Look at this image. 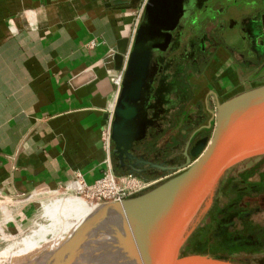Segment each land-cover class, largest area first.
<instances>
[{"label":"crops","instance_id":"obj_1","mask_svg":"<svg viewBox=\"0 0 264 264\" xmlns=\"http://www.w3.org/2000/svg\"><path fill=\"white\" fill-rule=\"evenodd\" d=\"M182 2L192 6V0ZM225 2L201 0L183 25L177 20L175 30L215 34L222 18L244 16ZM206 8L212 12L205 15ZM146 18L101 0H0V189L7 194L56 189L72 182L76 172L91 183L103 175L107 160L118 175L143 176L141 169L160 174L165 171L145 162L168 167L185 157V102L174 107L166 99L156 101L147 84L139 113L125 121L127 129L115 114L109 148L103 140L105 110L116 93L112 77L120 71L107 57L125 38L130 50ZM219 56L218 63H224L222 51ZM147 61L142 66L138 60L133 70L150 71L153 60ZM204 81L193 82L189 112L198 105ZM204 146L190 152L192 160Z\"/></svg>","mask_w":264,"mask_h":264},{"label":"water","instance_id":"obj_2","mask_svg":"<svg viewBox=\"0 0 264 264\" xmlns=\"http://www.w3.org/2000/svg\"><path fill=\"white\" fill-rule=\"evenodd\" d=\"M101 1L107 7L135 10L141 0ZM228 2L231 9L248 8L253 14V29L257 32L264 29V0ZM165 6L163 0L148 1L146 13L151 32L164 26ZM128 42L127 38L119 41L107 57L115 60L116 70H121L124 62L126 64L127 77L115 112L122 119L120 127L139 113L147 80V71L133 70L134 64L144 58L146 51L138 52L136 43L128 50ZM147 59H143L144 66L148 64ZM228 90L224 87L225 99L217 104L210 139L193 160L186 148V162L171 178L135 197L96 206L47 258L42 256L36 264L43 261L46 264L54 259L58 261L77 244L87 228L108 215L114 216L118 223L117 242L100 253L104 259L101 264H240L208 254H183L195 228L193 222L198 215L200 218L226 173L249 159L264 156V81L256 82L251 88L240 86L230 92ZM145 163L164 171L169 169L164 165ZM141 171L145 177L153 174L149 169Z\"/></svg>","mask_w":264,"mask_h":264},{"label":"flooded vegetation","instance_id":"obj_3","mask_svg":"<svg viewBox=\"0 0 264 264\" xmlns=\"http://www.w3.org/2000/svg\"><path fill=\"white\" fill-rule=\"evenodd\" d=\"M163 1L166 3L164 26H162L155 32H151L150 20L148 19L145 10L143 13L147 17L146 24L137 40L139 41L140 36H143V34H147V38L149 39L150 43H152L153 41H157L158 43L152 45V47L154 48L152 52L154 54V51L159 53V51H162L163 49L165 50L166 46L168 44L170 45L174 39L178 40V37L181 39V36L179 34L181 32H184V47L192 40L195 39L196 41V61L190 62L183 61L179 58H173L170 61V68L168 67L166 69L168 72L164 73V67H159V65L161 64L153 58V54L151 55L149 54V52L146 53L142 51L144 52V58H149L150 56V58L153 60L150 65V71L146 72L149 76V79L146 78L147 80L145 84L149 86L151 91L153 90L152 98L156 101L164 99V96H166L167 103H172L174 107H177V104L185 102L184 107L189 116V130L187 138V141L189 143L188 151L189 153H192L194 150L202 148V146L207 143V140H209L211 136L213 127L212 118L214 113L216 112L217 104L218 102L223 101L226 96V92H223L224 87H227L229 89V92L240 86H247L251 88L256 82L264 78V29L258 32L254 30L252 27L253 14L250 13V10L248 8L238 7L237 9L233 10V12H238V16L241 14H244V16H239L237 20H234L232 18L234 21L222 18L217 22L218 24H220V26L216 25L218 29L217 32H214L215 34H211L212 32H209V30L207 29L204 31L199 29L198 32H194L195 34L193 35L187 30L178 31L176 29V32V30L171 29L168 32H164L163 28L169 25L170 22V16L168 12L171 6L169 4V1ZM225 4V6H227L226 8H228L231 3L228 2L227 4L225 2ZM209 12H212V10H208L206 8L204 14L207 15L209 14ZM173 32L175 33V35L173 34ZM199 38L200 40L204 38H207L208 40L207 46L203 49L200 47V40H198ZM221 51L223 52V56L225 55V57L224 63L219 64L217 60L220 57L219 53ZM159 55H161V53ZM181 55L182 54L179 53L178 56ZM152 69L154 73L153 75L151 72ZM214 69L216 71H214ZM209 74L211 75L210 78H208ZM162 76H168L167 80L165 81L167 82V91H164L163 93H161L160 88L163 85L160 79V77ZM201 78H205V81L203 82V94L201 98H199L198 105L195 104L197 105V107L195 106L194 110H191L189 112V104L191 103V96L193 94V88L191 89V87L194 81L199 79L201 80ZM175 85H177L178 87L177 90L174 89ZM147 86L145 85V87ZM210 124L211 127H209ZM183 151V153L185 154V150ZM185 162L186 156L181 157L178 163L168 165L169 169L167 171L157 174L156 176L163 174L172 175L175 172H179V167L185 164ZM230 185L231 182L224 176L216 187L210 200L206 203L204 211L200 215L199 219L204 217L205 214L213 212V210L219 203L221 194H225ZM247 190L248 189L245 187L231 189V191L241 193ZM251 190L256 189H254V186H252ZM198 228L199 227L196 226L193 229L190 238L195 237ZM190 238L188 239V241L190 240Z\"/></svg>","mask_w":264,"mask_h":264},{"label":"rangeland","instance_id":"obj_4","mask_svg":"<svg viewBox=\"0 0 264 264\" xmlns=\"http://www.w3.org/2000/svg\"><path fill=\"white\" fill-rule=\"evenodd\" d=\"M167 1L170 2L169 4L171 6L168 12L170 16L169 17L170 23L169 25L163 28L164 32L170 31L172 27L175 26V24L177 23V20L182 21L181 22L182 24L183 21H185L187 18L186 13L188 15L190 12H192L194 8L193 6L194 5L196 6L198 3L201 2V0H192V6H191V4L189 3H183L182 2L183 0H167ZM183 16L184 18H182ZM179 25L180 24H177L176 27H179ZM173 34L175 35L174 32ZM179 35L181 36V39L179 37L177 38L178 40L174 39L170 45L168 44L166 46L165 50L163 49L162 51H159V53L154 51V54H153L152 51L154 48L152 47V45H155L158 42L153 41L152 43H150L149 39L147 38V34L146 35L143 34V36H140L139 41L138 40L136 41V49L138 50V52L146 51V52H149V54L151 55L153 54V58L156 59L157 62L161 64L159 65V67H164L163 72L167 73L168 71L166 69L169 66H171L170 61L173 58H176V59L179 58V59H182L183 61H190V62L196 61L195 54L197 53V51H196V46H195L196 44L195 39L192 40L190 43H188L184 47L183 37H185V33L181 32ZM198 40H200V38ZM207 43H208L207 38L200 40V47L202 49L205 48L207 46ZM160 53L161 55H159ZM179 53L182 55L178 56ZM153 69L151 71L152 75L154 74ZM167 78L168 76L160 77L161 83L163 84L162 85L163 89L166 86L165 83L167 82L165 81L167 80ZM263 81H264V78L258 82H263ZM174 89L176 90L178 89L177 85H175ZM164 99H166V96H164ZM145 101H146V104H151V102L148 100V97L145 98ZM122 129L126 130L127 128L126 126H122ZM118 137H120V135H118ZM119 140H121L123 144H128V139L123 135L122 137L119 138ZM176 142L177 140L174 139V144ZM234 169L229 170L225 175V177L228 178L229 181L231 182V185H230L231 189H235L238 187H245L247 189H251L252 186H254V189L256 190L260 189L259 187L260 183H249V181L253 182L254 179L256 180L261 179V178L264 179V158H261L255 161L254 164H243V165H240L239 167L238 166L234 167ZM175 173H178V172H175ZM254 174H256V177H254ZM261 174L262 176H260ZM156 175L157 174L153 173L152 175H148V177H155ZM172 175H174V173ZM41 197H44L45 199L41 198L39 199V201H37L34 204V206H36L37 209L40 207L41 203L46 204L48 202V200L46 199V195H43ZM241 198L242 197L238 199L237 197H235V193H233L230 196H226L224 198V201H222L221 206L222 207L225 206L226 209H222V212H220L219 214V218L222 221L218 222L214 229L212 228L210 230L208 229V233H206V231L205 233H202L200 231L199 234H201V239H200L201 241L199 245H201V248H196L195 253L218 256L220 252L219 247L225 242L226 243L225 246H227V250L233 248L230 251L231 252L230 255L232 258L236 260L245 259L250 264H264V213H262L260 210L251 211V208L257 207L258 204L251 203V202L242 203ZM237 201L238 202L240 201V203H238ZM228 205L229 206L231 205V206L229 207ZM40 212L38 213L37 216H35L31 220L24 222V226L22 228L20 229L18 228L15 229V227L12 228V233L19 234L22 232L23 233L26 232L27 230H29L31 227L34 226L33 223H35L36 220H37V223L48 225L50 221L46 217H43L44 220L40 218V220L38 221V217L41 214L43 215L45 211L42 210ZM215 213H216V210H215ZM215 213L213 211L212 214L215 215ZM0 218H2L1 214H0ZM224 222L227 223L225 227H224ZM209 234H212L211 238L213 239L210 238L211 240L208 239L207 241L206 240L203 241L204 238H206L205 235L208 236ZM30 239H32V237ZM30 239H23L22 241H28ZM6 245L7 243L3 241L2 239H0V249L4 248ZM28 251H34V250L28 247ZM40 258L41 257H37L36 261L31 260L33 262H28L27 264H36Z\"/></svg>","mask_w":264,"mask_h":264},{"label":"bare ground","instance_id":"obj_5","mask_svg":"<svg viewBox=\"0 0 264 264\" xmlns=\"http://www.w3.org/2000/svg\"><path fill=\"white\" fill-rule=\"evenodd\" d=\"M95 207L94 203L77 196L57 198L44 213L45 217L50 220L48 225L40 224L38 227H31L28 231L19 234L6 230L10 217L0 221V239L7 243L4 248L0 249V264H27L33 262L31 260L36 261L37 257L47 258ZM2 208L5 209V206ZM117 228L118 223L114 216L108 215L101 218L87 228L77 244L61 255L58 261L54 259L48 263L101 264L104 259L101 258L100 253L112 248L117 242ZM23 239L30 240L22 241ZM28 247L34 251H28ZM42 263L44 264L45 261Z\"/></svg>","mask_w":264,"mask_h":264},{"label":"built area","instance_id":"obj_6","mask_svg":"<svg viewBox=\"0 0 264 264\" xmlns=\"http://www.w3.org/2000/svg\"><path fill=\"white\" fill-rule=\"evenodd\" d=\"M148 1L149 0L140 1L138 8L135 9L138 17L146 10ZM124 71L125 68L118 71L112 77V81L116 87V93L114 101L110 102L105 110L107 113V124L103 130V140L108 148L111 143V125L122 88ZM175 174L177 173H174V175ZM174 175H160L155 177L138 176L134 173L118 175L114 172L110 160H107V167L103 175L91 183L85 180L83 174L76 172L75 179L72 182L56 189L48 188L42 191L29 193L17 191L11 194H7L3 189H0V214L2 215L0 221L10 217L6 224V230L12 233V228H22L24 222L37 216L41 209L46 212V208L57 198L77 196L83 200L94 203L95 206L108 202H120L145 193ZM43 195H46L48 202L46 204L41 203L40 207L37 209L34 204L41 198L45 199L41 197ZM2 205L5 206V209L2 208ZM25 209L30 210L29 212L31 215H27ZM43 217H45V215L41 214L38 217V221L40 218L43 219ZM38 226H40V223H37L36 220L33 227Z\"/></svg>","mask_w":264,"mask_h":264},{"label":"trees","instance_id":"obj_7","mask_svg":"<svg viewBox=\"0 0 264 264\" xmlns=\"http://www.w3.org/2000/svg\"><path fill=\"white\" fill-rule=\"evenodd\" d=\"M261 158H264V156H260V157H255V158H252V159H249V160H247V161H245V162H243V163H241V164H239L238 165V167L240 166V165H243V164H254L255 163V161H257V160H259V159H261ZM237 167V166H236ZM234 169V168H233ZM236 169V168H235ZM234 169V170H235ZM260 176H262V174L260 175ZM254 177H256V174H254ZM249 183H260L259 184V187H260V189H258V190H251V189H248L247 191H245V192H243V193H241V192H232L231 191V187H229L228 188V190H227V192L224 194V193H222L221 194V198H220V200H219V203H218V205L215 207V209L213 210L214 211V213H215V210H216V213H215V215L214 214H212V213H208V214H205L204 215V217H202L201 219H199V215L196 217V219H195V221L193 222V224H192V226H198L199 228H198V231H197V233H196V235H195V237H192V238H190V240L186 243V248H185V246H184V249L185 250H183V254L184 255H187V254H193V253H195L196 251H195V249L196 248H201V245H199V243H200V239H201V234H199L200 233V231L202 232V233H205V231H206V233H208V229L210 230L211 228L212 229H214L215 227H216V225H217V223L221 220L220 218H219V214H220V212H222V209H226L225 208V206L224 207H222L221 206V204H222V201H224V198L226 197V196H230V195H232L233 193H235V197H237L238 199H240V197H242L241 199V202L242 203H248V202H251V203H256V204H258L257 205V207H252L251 208V211H261L262 213H264V179H254L253 180V182L251 181H249ZM248 183V184H249ZM238 202V201H237ZM238 203H240V201L238 202ZM231 205H232V203H231ZM230 205V206H231ZM227 206V205H226ZM229 206V205H228ZM229 206V207H230ZM222 221V220H221ZM227 223H225L224 222V226L226 225ZM211 235L212 234H209L208 236L207 235H205V237L206 238H204V240L203 241H207L208 239L209 240H211V239H213V238H211ZM211 238V239H210ZM226 245V243L224 242V244H222V245H220V247H219V255H218V257H220V258H223V259H230L231 261H234V262H237V263H240V264H250L247 260H245V259H239V260H236V259H234V258H232L231 257V255H230V251H231V249H233V248H231V249H229V250H227V246H225Z\"/></svg>","mask_w":264,"mask_h":264}]
</instances>
